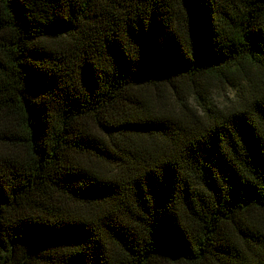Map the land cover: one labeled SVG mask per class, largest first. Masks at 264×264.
I'll use <instances>...</instances> for the list:
<instances>
[{
	"label": "trees",
	"instance_id": "trees-1",
	"mask_svg": "<svg viewBox=\"0 0 264 264\" xmlns=\"http://www.w3.org/2000/svg\"><path fill=\"white\" fill-rule=\"evenodd\" d=\"M0 264H264V0H0Z\"/></svg>",
	"mask_w": 264,
	"mask_h": 264
},
{
	"label": "rangeland",
	"instance_id": "rangeland-1",
	"mask_svg": "<svg viewBox=\"0 0 264 264\" xmlns=\"http://www.w3.org/2000/svg\"><path fill=\"white\" fill-rule=\"evenodd\" d=\"M228 98V94L226 91H219L216 94H214L213 102L220 105L226 103V99Z\"/></svg>",
	"mask_w": 264,
	"mask_h": 264
}]
</instances>
